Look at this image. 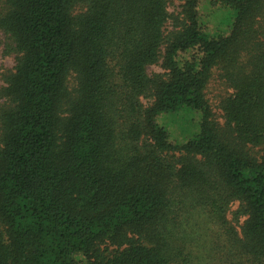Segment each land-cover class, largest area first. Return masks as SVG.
I'll return each instance as SVG.
<instances>
[{
    "label": "trees",
    "instance_id": "1",
    "mask_svg": "<svg viewBox=\"0 0 264 264\" xmlns=\"http://www.w3.org/2000/svg\"><path fill=\"white\" fill-rule=\"evenodd\" d=\"M168 4L0 0V264H264V0ZM181 109L185 142L157 121Z\"/></svg>",
    "mask_w": 264,
    "mask_h": 264
},
{
    "label": "rangeland",
    "instance_id": "2",
    "mask_svg": "<svg viewBox=\"0 0 264 264\" xmlns=\"http://www.w3.org/2000/svg\"><path fill=\"white\" fill-rule=\"evenodd\" d=\"M182 0H169L168 11L170 13H177L179 11V6ZM214 6L210 3L203 2L199 7L200 22L204 28L213 31L215 27L224 29L229 21H231V14L227 15V12L217 9H213ZM171 21H168L165 25V30L171 28ZM4 37L0 34V42H3ZM15 63V56L13 54L6 53V49L2 43H0V85L3 84L2 74L8 70H11ZM148 75H153L156 73H163L164 70L161 67V60L156 64L149 65L146 68ZM207 98L212 105L213 111L216 114V118L220 123H223L222 112L217 107L218 99L225 94V88L219 84V81L212 80L207 88ZM2 100H0L1 102ZM142 103L147 105L150 100L142 99ZM158 123L164 126L170 135L172 141L185 142L186 140L193 137L199 131V116L197 113L181 109L174 113H168L165 115H160L157 118ZM257 148H264V146H259ZM255 148V149H257ZM261 152V151H260ZM238 208V203L233 202L228 207V212L226 213V219L229 226L235 228L236 232L239 233L240 225L243 223L245 217H239L238 220L234 218V212ZM237 220V221H236ZM216 238V237H215ZM215 257L219 256L220 252L216 247L214 249Z\"/></svg>",
    "mask_w": 264,
    "mask_h": 264
}]
</instances>
